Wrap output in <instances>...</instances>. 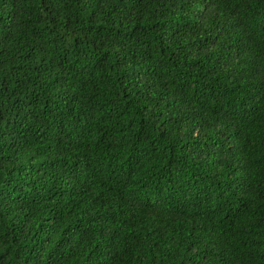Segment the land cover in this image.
<instances>
[{
  "label": "trees",
  "instance_id": "1",
  "mask_svg": "<svg viewBox=\"0 0 264 264\" xmlns=\"http://www.w3.org/2000/svg\"><path fill=\"white\" fill-rule=\"evenodd\" d=\"M0 264H264V0H0Z\"/></svg>",
  "mask_w": 264,
  "mask_h": 264
}]
</instances>
